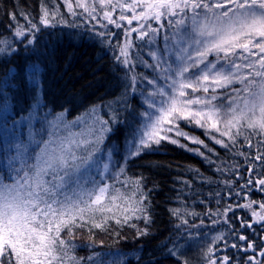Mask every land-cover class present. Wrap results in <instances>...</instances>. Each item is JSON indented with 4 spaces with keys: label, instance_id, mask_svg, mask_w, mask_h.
I'll use <instances>...</instances> for the list:
<instances>
[{
    "label": "snow or ice",
    "instance_id": "obj_1",
    "mask_svg": "<svg viewBox=\"0 0 264 264\" xmlns=\"http://www.w3.org/2000/svg\"><path fill=\"white\" fill-rule=\"evenodd\" d=\"M62 6L67 16L59 0H41L38 21L5 6L0 264H264V0H62ZM57 27L77 38L87 33L100 47L98 61L111 53L108 74L97 78L96 90L104 89L98 102L71 121V110L61 104L55 111L44 90L41 64L57 59L44 37ZM185 128L202 130L210 143ZM182 140L199 146L188 150L212 175L190 169L199 183L182 181L176 197L182 207L168 209L169 234L151 246L160 234L153 231L157 185L149 188V176L130 170L165 141L188 148ZM204 185L206 197L195 190ZM192 197L199 199L190 206ZM199 205L204 212L195 210ZM204 217L212 225L207 230ZM125 228L145 243L125 252L104 250L105 241L96 239L103 234L118 243ZM83 250L86 256L77 254Z\"/></svg>",
    "mask_w": 264,
    "mask_h": 264
},
{
    "label": "trees",
    "instance_id": "obj_2",
    "mask_svg": "<svg viewBox=\"0 0 264 264\" xmlns=\"http://www.w3.org/2000/svg\"><path fill=\"white\" fill-rule=\"evenodd\" d=\"M59 2L61 3V10L67 16V9L63 8L61 0ZM40 3L41 0H0V31H3L7 25L5 6H8V11L12 10V6H17L16 11L18 15L30 12L38 21ZM68 18L72 19L71 17ZM20 22L23 25L24 21L22 19ZM44 39L56 48L57 57L56 64L52 66L48 65L47 60H44L41 64V67L44 68L43 82L46 102H49V106L55 103V111L63 110L60 107L61 104L69 108L71 114L68 116V120L71 121L84 112L85 107L88 106V102H98L96 98L104 89L99 88V91L96 90L99 87L97 78L108 74L111 64V53H106L104 59L98 61L97 55L100 52L99 45L91 41L87 33L77 38L73 30L67 28L62 30L60 27H57L55 30L46 33ZM144 53L145 59H148L146 48ZM16 63L19 66L18 71L23 72L25 69L23 54L20 58H17ZM56 68L59 70H54ZM98 68L102 70L97 71L96 75L93 76V70ZM139 71L143 72L144 69L141 68ZM88 85H92V87ZM77 99L85 100V106H80L77 103ZM69 100L72 102L68 103ZM196 135L210 143L203 136L202 132ZM216 148L223 156V151L219 149V146H216ZM190 169H199L205 176L212 175V170L196 152H189L179 146L168 143H164V146L158 152L147 155L141 160H137L135 166L131 168V173L139 174L143 172L146 176L150 177L148 181L149 188L157 185L156 191L152 194L156 213V226L153 231L158 230L160 234L155 240L151 241V246L159 243V241L163 240L169 234L172 224L169 223L170 216L168 209L182 207L176 199L178 191L183 187L182 181L187 180L192 182L195 180L197 184L199 183L198 178L193 176ZM244 175L247 178V173ZM195 190L202 191L205 197L209 191L207 185H204L203 188L198 187ZM198 199V197H192L191 199H186V203L191 206L193 205V200ZM212 207H215V201L212 202ZM195 210L202 213L205 211V207L199 205L195 207ZM196 222L199 223V220ZM204 223L207 226L205 230L212 227L211 221L207 217H204ZM123 237H126V239ZM134 237L135 232L125 228L122 233V238L118 243L111 237L103 234L98 235L96 239H103L105 241L106 247L104 250H107V246L110 245L112 250L120 248L125 252H130L145 243L142 238L134 240ZM87 240L88 237L85 232L83 233V242L86 243ZM77 254L86 256L88 252L87 250H83ZM133 264H135L134 261ZM166 264H171V262H166Z\"/></svg>",
    "mask_w": 264,
    "mask_h": 264
},
{
    "label": "rangeland",
    "instance_id": "obj_3",
    "mask_svg": "<svg viewBox=\"0 0 264 264\" xmlns=\"http://www.w3.org/2000/svg\"><path fill=\"white\" fill-rule=\"evenodd\" d=\"M62 1V0H61ZM135 23V22H134ZM163 45V34H161V46ZM147 58L148 60L150 61L151 58L147 55ZM186 131H191V133L193 135H196V134H200L202 132V130L200 129H195V128H192V129H189V128H185ZM70 131L72 132H78L79 129H71ZM182 143L188 145V148H183L185 149L186 151H189L188 149H195L197 148V145H194V144H191L189 141H186V140H182L181 141ZM164 143H167V141H165ZM169 144V143H168ZM177 146V145H176ZM189 152H194V151H189Z\"/></svg>",
    "mask_w": 264,
    "mask_h": 264
}]
</instances>
